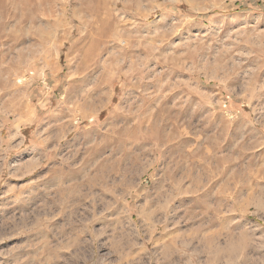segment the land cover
I'll return each mask as SVG.
<instances>
[{
    "label": "rangeland",
    "instance_id": "rangeland-1",
    "mask_svg": "<svg viewBox=\"0 0 264 264\" xmlns=\"http://www.w3.org/2000/svg\"><path fill=\"white\" fill-rule=\"evenodd\" d=\"M0 10V264H264V0Z\"/></svg>",
    "mask_w": 264,
    "mask_h": 264
},
{
    "label": "bare ground",
    "instance_id": "bare-ground-1",
    "mask_svg": "<svg viewBox=\"0 0 264 264\" xmlns=\"http://www.w3.org/2000/svg\"><path fill=\"white\" fill-rule=\"evenodd\" d=\"M7 1L8 2H11L12 1V4H13V1L14 0H0V8L1 7H3L5 4H7ZM21 5V4H20ZM5 17V15L1 12V10H0V19L1 20H3V18ZM3 29H4V27H3ZM42 31V30H41ZM3 35V32H2V24L0 23V36H2ZM6 42V41H5ZM1 66H2V64H1ZM1 68H4V67H1ZM6 68V67H5ZM10 68V67H9ZM7 69V68H6ZM1 71V70H0ZM2 71H3V69H2ZM5 72V71H4ZM3 73V72H2ZM0 74H1V72H0ZM163 74H165V73H163ZM166 77V76H165ZM156 80H158V79H156ZM233 80V79H232ZM254 81V80H253ZM157 84V83H156ZM170 86V85H169ZM4 87V86H3ZM69 100V98H66V100H65V102H67ZM159 101V100H158ZM150 106V105H149ZM116 107V106H115ZM137 109V108H136ZM150 109V108H149ZM160 109H162V108H160ZM84 110V109H83ZM114 110V109H113ZM187 110V109H186ZM127 113V112H126ZM188 113V112H187ZM122 114V113H121ZM132 116V118H135V117H133V115H131ZM144 116H145V120L144 121H146L145 123H147V126H148V131H149V133H150V135H152V137L153 138H157L158 137V139L156 140V142H157V145H158V147H157V149H156V152H155V158L154 159H156L157 157V155L158 154H161V152L163 153L165 150H163L162 148H159V145L160 146H162L163 147V145L166 147V146H168L167 144H169V142L167 141V139L165 138V136H164V138L163 137H161V134L159 133L162 129H160V128H158V127H160V126H157V124L156 123H158V122H161V121H163L162 120V114H161V111L160 110H158V111H151L147 116H146V114H144ZM143 116V117H144ZM173 116V115H172ZM183 116V115H182ZM115 117V116H114ZM127 117V116H126ZM125 117V118H126ZM122 118V117H121ZM129 118V117H128ZM131 118V117H130ZM131 118V119H132ZM116 121L118 120V119H115ZM115 120H113V121H115ZM133 120H135L136 121V119H133ZM132 120V122H134ZM143 120H142V122H143ZM115 121V122H116ZM119 121V120H118ZM141 121V120H140ZM115 122H113V123H111V126H112V130H115L116 131V125H114L115 124ZM128 122V119L126 118V123ZM130 122V121H129ZM139 122V121H138ZM120 123V122H119ZM124 123V122H123ZM125 123V124H126ZM134 124V123H133ZM159 124V123H158ZM161 124V123H160ZM114 125V126H113ZM124 125V124H123ZM135 125V124H134ZM143 125V124H142ZM145 125V124H144ZM143 125V126H144ZM127 126V125H126ZM126 126H125V128H126ZM131 125H129V127H130ZM161 126H162V124H161ZM123 127V126H122ZM128 127V126H127ZM145 127V126H144ZM168 127V126H167ZM124 128V129H125ZM134 128L136 129V131H137V123H136V125L134 126ZM133 128V129H134ZM111 129V128H110ZM109 129V130H110ZM126 129H128V128H126ZM126 129H125V131H126ZM121 129H119V131H120ZM160 130V131H159ZM164 132L163 133H165V130H163ZM111 132V131H110ZM127 132V131H126ZM167 132V131H166ZM14 133V132H13ZM124 133V132H123ZM12 134V133H11ZM119 134V133H118ZM131 135H133V133L131 134ZM13 137V136H12ZM128 137V136H127ZM133 137V136H132ZM14 139V138H13ZM107 139V138H106ZM109 139V138H108ZM11 140V139H10ZM46 141V140H45ZM90 142V141H89ZM121 146V145H120ZM167 149H169V151H171L170 149L172 148L170 145L168 146V147H166ZM173 149V148H172ZM40 150V149H39ZM176 150V149H175ZM96 154H97V152H96ZM163 156V155H162ZM84 162V161H83ZM135 167V166H134ZM175 177V176H174ZM168 178H170V181H171V183H173V182H175V184L177 183L179 186H180V184H179V182L181 183V181L180 180H178V179H175V178H173L172 176H169ZM198 179V178H197ZM174 184V185H175ZM196 184V183H195ZM169 185V184H168ZM174 185H172V187L174 188L175 186ZM166 186V185H165ZM198 186V185H197ZM185 187V186H184ZM164 188V187H163ZM177 188V187H176ZM162 189V188H161ZM184 189V188H183ZM180 190H181V188H180ZM179 187H178V191H177V193H176V196L178 197V200H181V198H183V196L182 195H179L178 193H179ZM199 191V190H198ZM161 191H159V193H160ZM172 192V191H171ZM185 193V192H184ZM184 193H182V194H184ZM185 197H186V195H184ZM170 197H171V195H170ZM170 200V199H169ZM169 202V204H170V201H168ZM148 203H150V202H148ZM152 204V203H151ZM144 206H146V207H148V206H150V205H146V204H144ZM154 207V206H153ZM145 209V208H144ZM144 209H143V211H144ZM174 209V208H173ZM147 211V210H146ZM152 212H153V210H148L147 212H144L143 214L144 215H146L147 217H150L151 216V214H152ZM112 224V223H111ZM118 235V234H117ZM93 253V252H92Z\"/></svg>",
    "mask_w": 264,
    "mask_h": 264
},
{
    "label": "trees",
    "instance_id": "trees-1",
    "mask_svg": "<svg viewBox=\"0 0 264 264\" xmlns=\"http://www.w3.org/2000/svg\"><path fill=\"white\" fill-rule=\"evenodd\" d=\"M184 9V8H183Z\"/></svg>",
    "mask_w": 264,
    "mask_h": 264
}]
</instances>
